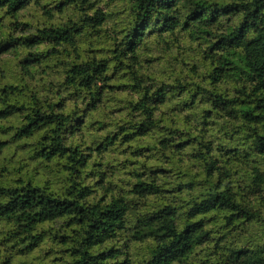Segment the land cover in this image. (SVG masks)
Wrapping results in <instances>:
<instances>
[{
	"label": "trees",
	"instance_id": "trees-1",
	"mask_svg": "<svg viewBox=\"0 0 264 264\" xmlns=\"http://www.w3.org/2000/svg\"><path fill=\"white\" fill-rule=\"evenodd\" d=\"M32 5L56 11H49L46 23L20 20L21 13ZM90 7L87 0H53L50 5L42 0H0V18L14 19L7 35L0 37V52L20 55L17 70L11 74L9 64L0 63V136L7 137L0 139V175L6 178L0 180V245L10 244L15 253L26 255L52 237L66 246L69 259L61 264H133L132 249L137 244H145L146 253L159 257V264H213L214 259L216 264H264V257L258 254L242 259L229 251L238 239L233 230L248 220L252 211L256 213L257 226L264 223L257 209L249 211L257 200L256 192L264 185V0L227 5L219 0H130L131 21L119 41L115 39L113 24L102 27L101 22L86 14L79 20L70 16L65 21L64 14L69 9L86 13ZM149 36L156 37L150 47L145 45V51L152 56L140 67L149 73L175 77L177 86L173 93L188 95L186 106L194 107L195 98L206 93L197 84L186 87L185 77L189 81L204 79L200 74L206 73L213 86L225 84L224 95L214 93L212 109L204 112L201 132L207 135V118L215 114L217 120L224 121L218 125L223 138L235 147L221 144L218 155L209 157L206 153L211 151L212 141L205 144L203 136L181 134L177 143L171 138L176 135L174 131L154 127L152 103L162 105L171 86L145 88L136 68L126 60L127 53L134 51L130 47L132 41L138 47ZM41 45L46 46L45 50L36 51ZM157 45L165 49L181 47V51L195 45L202 59L194 63L183 60L191 68L172 74L166 67L159 69L154 64L159 58L154 52ZM109 64L115 65L112 77L104 76ZM60 77L64 78L62 83ZM116 78L129 79L132 85L96 86L101 80ZM237 78H246L251 88L237 90L238 99L226 100L227 82ZM145 79L150 80L151 76ZM129 88L132 94L143 92L138 103L128 102L132 119L143 113L147 121L118 125L116 133H109L99 143L94 140L92 145L83 147L66 146L77 135L83 142L87 115L103 106L104 93L110 94V107L104 116L124 111L111 107L120 103L112 94ZM81 96L87 100L88 112L73 109L67 116L56 112ZM184 119L189 123L191 118ZM104 127L99 124L97 130ZM153 131L170 133L158 145L163 162L173 168L147 169L142 164L145 171L127 173L134 183L121 181L131 185L128 189L105 183L108 174L117 171L116 165L96 160L89 166L94 145L103 157ZM189 144H196L198 151L180 156ZM151 151L124 148L120 154L130 152L132 156L150 159ZM188 159L197 163L185 168ZM57 163L61 170L53 168ZM129 163L135 161H124L121 167ZM24 165L27 167L23 170ZM236 165L239 167H233ZM45 167H51L50 174ZM56 171L65 173L66 188H51L42 177L49 174L47 180H52V172ZM157 172L167 178V187H157ZM241 172L252 185L251 194H246V205L236 203L232 187H239ZM197 189L198 198L182 199L185 190L191 194ZM114 191L116 195L109 199ZM127 195L137 200H127ZM96 196L99 198L91 203L90 198ZM149 197L156 198L154 210L137 214ZM258 202L264 207V192ZM241 207L245 208L244 216L237 215ZM130 220H135L131 229ZM181 223L182 229L178 227ZM44 224L49 228H43ZM121 255L125 256L124 262L118 260Z\"/></svg>",
	"mask_w": 264,
	"mask_h": 264
},
{
	"label": "clouds",
	"instance_id": "clouds-1",
	"mask_svg": "<svg viewBox=\"0 0 264 264\" xmlns=\"http://www.w3.org/2000/svg\"><path fill=\"white\" fill-rule=\"evenodd\" d=\"M53 0H42L43 4H51ZM88 4L91 5L89 10L86 13H79V12H72L69 9L64 14V19L67 21L69 17L79 20L81 15H87L89 17H93L97 22L102 23V27H107L108 24L115 25V39L119 41L122 37L120 34L129 27L131 21V14L129 12L130 0H87ZM221 4H232L237 3L239 4L241 0H219ZM250 0H244V3H249ZM259 9L253 13V15H257ZM59 16V13H57ZM113 17L111 20H107V17ZM107 20L106 23H103ZM20 33L19 35H22ZM156 40L155 36H149L140 46H135V40L132 41L130 47L134 49V51H129L127 53L126 60L128 64L133 65L137 70V76L140 78V83L143 84L145 88H160L162 85H169L171 87L168 88V97L162 105H157L156 103H152L154 111V115L152 116V123L154 127L159 128L163 127L166 129H171L176 133L172 139L176 140L177 143L181 140V134H188L191 133L192 136L200 138L203 136V142L205 144L208 141H212L211 143V151L207 152L206 154L209 157H216L218 155V148L221 144L224 147L230 148L235 147V145L231 144L229 141L223 138V134L220 132L218 125L223 124V120H217L216 115L212 114L209 115L207 118L208 127L206 129L207 135H203L201 129L203 128L202 121L204 118V112L207 110L212 109V96L214 93H220L224 95V87L225 84L222 82L220 85L213 86L211 81L207 79L206 73H201L200 75L204 76V79H193L187 80L185 77V86L190 87L192 84H197L200 86L201 89L204 90L206 94L201 95L195 98V106L188 107L185 105V102L189 100L188 95H184L180 97L178 94L173 93V88L177 86V81L175 77L169 76L167 74H153L146 72L140 66L145 65L146 60L152 56L151 52L145 51V45L151 46L152 42ZM44 45H41L36 51H43L45 50ZM105 59H110V57H104ZM115 65L109 64L108 69L105 71L104 76L112 77L113 76V68ZM123 75V73H121ZM151 76L150 80L145 79L146 77ZM63 77H60L59 80L62 83ZM107 84L109 86L112 85H120L126 84L131 86L132 81L129 79H108V80H101L96 85L97 87L101 84ZM228 92L227 95L224 97L226 100H234L240 98V92L237 90H244L251 88V85L248 84L246 78H237L235 81H228L227 82ZM65 96L68 95L67 92L63 93ZM109 93H104L103 96V106L95 111L89 112L87 115V119L84 125V138L83 142L79 135L69 139L67 141V145L69 147H76L77 145L86 146L92 145L93 141L96 140L97 143L103 141L105 137L108 136L109 133H116L118 125H125L130 123L140 124L141 122L147 121L148 117L145 116L143 113H140L136 120L132 119L130 112L128 111V102L131 101L132 103H138L141 99L143 92H137L132 94L129 89H125L120 91L118 94L115 95V99L120 103L111 105V107L123 108L124 111L119 112L115 116H104L103 113L109 110L108 98ZM58 99V97H54V100ZM153 99H158V97H154ZM87 104V100L81 96L78 98H74L73 100L69 101L66 107L56 109V112L63 113L65 116L69 115L73 109H80L84 112H88V109L85 107ZM171 110V111H170ZM161 113H165L166 116H162ZM189 117L190 122L185 123V117ZM99 124H105L101 130H97V126ZM89 125H93L91 129H89ZM6 126V125H5ZM75 126V125H74ZM170 133L167 131L159 132L153 131L149 135L143 137H137L136 140L130 141L127 144L122 146H118L117 151H110L106 153L103 157L97 154L95 145L93 146V154L91 161H89V166L91 165L92 161L102 160L104 165L113 164L116 165L117 171L112 174L109 173L105 183L111 182L114 185H117L121 188H128L130 189V184H122L121 181H132L135 182L134 178L130 175H127L129 172H142L145 169H142L140 165H146L147 169H164V168H173L174 165L166 164L163 162V158L161 155V151L159 150L158 142L163 141L165 138H168ZM186 138V136H185ZM0 139H7V137L0 136ZM199 142V140H198ZM124 148H131V149H147L151 148L152 151L148 153V156L151 157L145 158L144 156H132L130 152L120 154L122 149ZM198 151L196 144H189L187 147H184L181 152L179 153L180 156H191L193 153ZM243 152V149L241 150ZM124 161H135V163H129L121 167L122 162ZM197 161L195 159H188L185 162V168L190 166L191 164H195ZM233 167H239L238 165ZM90 170L89 169H86ZM261 172H264V166L261 167ZM201 179L204 177L201 175ZM99 179V177L97 178ZM167 178L159 175L157 172V187L164 188L168 185L165 183ZM239 187L236 184H233V190L236 193V203L241 205H246L248 203L246 199V194H251L250 189L252 185L249 182H246L243 176V173H239ZM91 183V182H90ZM223 191V188L220 189ZM264 192V185H261L259 190L256 192L257 200L252 202L249 206V211L253 209H257L259 211V218L261 221H264V207H261L259 204V196ZM200 190L197 189L193 193H189L185 190L181 196L183 200L189 199H196L199 197ZM103 195V193H100ZM116 192H112L109 199L112 196H115ZM99 196L90 198V202L94 203ZM243 198V199H242ZM127 200L135 201L137 197L133 195H127ZM147 203L145 206L138 208L139 215H142L146 212L152 211L153 204L156 202L155 197L146 198ZM127 216H131V213L126 214ZM238 216L245 215V208L241 207L240 210L237 212ZM256 213L252 211V215L249 217L248 220L244 221L242 224L238 223L236 229L233 231L236 232L238 239L232 244V247L229 251H234L235 254L242 259H247L252 257L253 254H258L261 257H264V251H260V249H264V223H261L257 226L256 220ZM200 219V217H196ZM135 223V220H130L129 222V229H131L132 225ZM183 223H181L178 227L180 229L183 228ZM237 229L239 230L237 232ZM3 239V237H0ZM153 247H155V242L151 241ZM146 245L145 244H137L132 249V257H133V264H139L140 261H148V264H159V257H152L148 255L145 251ZM197 251H200L197 249ZM209 251H211V247H209ZM166 254V253H165ZM195 255V253H193ZM222 255V254H221ZM21 258L16 256L15 249L12 248L10 244L7 245H0V264H18ZM118 260L121 262L125 261V256L121 255L118 257ZM213 264H216L215 259L213 260Z\"/></svg>",
	"mask_w": 264,
	"mask_h": 264
},
{
	"label": "rangeland",
	"instance_id": "rangeland-1",
	"mask_svg": "<svg viewBox=\"0 0 264 264\" xmlns=\"http://www.w3.org/2000/svg\"><path fill=\"white\" fill-rule=\"evenodd\" d=\"M51 4H53V2ZM50 10L56 11V9L52 7L43 8L38 7V5H32L21 13L22 16H20V20L33 23L40 21L46 23L49 20L48 17ZM2 14L3 12H0V16ZM11 21H14V19H10L5 16L0 18V37H3L5 34L7 35L9 26L11 28L14 26L10 23ZM154 52L155 56L159 57L158 59L154 60V64L157 66V68L162 69L166 67L167 71L172 74L176 71L181 72L182 70L186 71L191 68V64L183 63V60L185 62L194 63L195 61H197V59H202L201 53L196 49L195 45H190L189 47H187V50L184 51H181V47L165 49L160 45H157ZM19 56L20 55L15 56V53L13 51H7L4 53L0 52V63L4 64V66H6L5 64H9L8 68L11 74L13 73V70H17V57ZM23 167L24 170L27 165H24ZM48 168L51 169V167H45L44 169L50 174L51 170L48 171ZM53 168L55 170L62 169L58 163ZM28 173L31 174V172ZM34 173L37 174V172ZM49 174H43L42 177L51 188L61 190L67 187V183H65L66 179L64 178V172H52V180H47V178H49ZM5 179V177L0 175V180ZM10 182L13 183V181ZM42 227L48 229L49 225L44 224ZM65 248L66 246L61 244L60 241L54 240L52 237H49L45 239V241L41 244L39 248L27 253L26 255L18 253L15 254L16 256L21 258L18 264H61L65 259H69V257L67 256V250L64 251Z\"/></svg>",
	"mask_w": 264,
	"mask_h": 264
}]
</instances>
